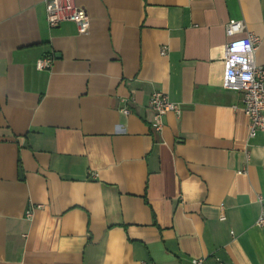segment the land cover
I'll use <instances>...</instances> for the list:
<instances>
[{
	"label": "crops",
	"instance_id": "0c3cea01",
	"mask_svg": "<svg viewBox=\"0 0 264 264\" xmlns=\"http://www.w3.org/2000/svg\"><path fill=\"white\" fill-rule=\"evenodd\" d=\"M76 1L86 33L0 0V264H264V133L224 84L232 39L264 65V0Z\"/></svg>",
	"mask_w": 264,
	"mask_h": 264
},
{
	"label": "built area",
	"instance_id": "2783aa9c",
	"mask_svg": "<svg viewBox=\"0 0 264 264\" xmlns=\"http://www.w3.org/2000/svg\"><path fill=\"white\" fill-rule=\"evenodd\" d=\"M46 20L50 28L57 27L64 21H74L80 33L89 30V15L85 8L76 0H45ZM243 20H230L226 25V34L229 37L235 36L245 30ZM261 38L252 32L244 37L232 39L227 43L225 57L224 84L236 87L244 103V111L249 117L248 134L254 136L258 132L264 133V65L256 62V52L261 45ZM162 54L167 53V48L162 47ZM53 58L43 56L37 60L38 69L51 67ZM123 103L121 111L128 114L131 111L129 98H121ZM149 115L147 121L151 127L161 130L164 127L165 115L173 111L181 114L179 104L170 100L167 93L161 90H154L149 99ZM247 162L250 155L246 154ZM245 172V170H242ZM262 201V197H260ZM42 205H33L27 211V217H33L37 208ZM225 218L224 215L221 216ZM257 225L264 226V207H262L256 221ZM195 264H201L204 259H194Z\"/></svg>",
	"mask_w": 264,
	"mask_h": 264
}]
</instances>
